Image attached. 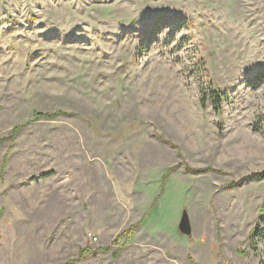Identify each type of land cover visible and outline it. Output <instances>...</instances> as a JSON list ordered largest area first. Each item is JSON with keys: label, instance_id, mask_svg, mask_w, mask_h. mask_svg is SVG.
<instances>
[{"label": "rangeland", "instance_id": "1", "mask_svg": "<svg viewBox=\"0 0 264 264\" xmlns=\"http://www.w3.org/2000/svg\"><path fill=\"white\" fill-rule=\"evenodd\" d=\"M0 264H264V0H0Z\"/></svg>", "mask_w": 264, "mask_h": 264}, {"label": "trees", "instance_id": "2", "mask_svg": "<svg viewBox=\"0 0 264 264\" xmlns=\"http://www.w3.org/2000/svg\"><path fill=\"white\" fill-rule=\"evenodd\" d=\"M225 95L220 93L218 89H215L214 92L212 93V97H213V100H214V104L216 105H220V101L222 100V98L224 97ZM54 114H57V113H52V114H45V113H39V112H35L34 113V117L35 118H40L42 116H46V117H52L54 116ZM21 127H16L11 136H9L10 138V145H12V141H13V138L14 136L17 134V132L20 130ZM6 157V156H5ZM7 158V157H6ZM253 176H263L262 174H252ZM138 224H134V225H131L129 226L128 229L122 231L120 234H118L115 239L113 241H118L122 236H125L126 239H129V237L131 236L132 232L134 231V229L136 228ZM252 242L254 243V236H255V233H253L252 235Z\"/></svg>", "mask_w": 264, "mask_h": 264}, {"label": "water", "instance_id": "3", "mask_svg": "<svg viewBox=\"0 0 264 264\" xmlns=\"http://www.w3.org/2000/svg\"><path fill=\"white\" fill-rule=\"evenodd\" d=\"M178 231L181 235H184L186 237L191 236V224L186 210H182L181 212L180 220L178 223Z\"/></svg>", "mask_w": 264, "mask_h": 264}, {"label": "built area", "instance_id": "4", "mask_svg": "<svg viewBox=\"0 0 264 264\" xmlns=\"http://www.w3.org/2000/svg\"><path fill=\"white\" fill-rule=\"evenodd\" d=\"M91 235H92V234L89 233V234H88V237H90L91 240L95 241V240H96V237H95V236H91Z\"/></svg>", "mask_w": 264, "mask_h": 264}]
</instances>
